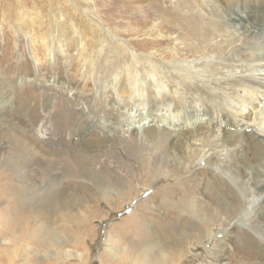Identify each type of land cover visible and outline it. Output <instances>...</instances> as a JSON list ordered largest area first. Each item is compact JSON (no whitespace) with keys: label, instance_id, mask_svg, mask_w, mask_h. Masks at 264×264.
<instances>
[{"label":"rangeland","instance_id":"rangeland-1","mask_svg":"<svg viewBox=\"0 0 264 264\" xmlns=\"http://www.w3.org/2000/svg\"><path fill=\"white\" fill-rule=\"evenodd\" d=\"M236 12L0 0V264H264V156L210 137L261 70Z\"/></svg>","mask_w":264,"mask_h":264},{"label":"bare ground","instance_id":"bare-ground-1","mask_svg":"<svg viewBox=\"0 0 264 264\" xmlns=\"http://www.w3.org/2000/svg\"><path fill=\"white\" fill-rule=\"evenodd\" d=\"M231 21H232V26L234 27V29L239 30L241 32V34L244 35V39H248V40L258 39V42L261 43V45L259 46V53L257 55L251 54V57H250V52L246 55V59H248V56L250 59L253 58L254 62L257 64V66L261 70H260V74H259L258 78H254V79H250V80L248 79V83L243 85L244 89L247 88L250 90L247 93H248V95H250V97L252 99L251 110L246 111L247 107L251 106L250 103L247 101L246 96L245 97H238L236 99L235 104L230 106V109H231L232 107L237 105V108H235L234 111H229L230 109L223 108L221 110L222 113L219 114L220 117L223 116L222 119L224 121H220L218 123L217 128H219V131L221 132V134H224V135H222L223 137L221 136V138H220V136H219L220 132L216 136H213V134H211L210 137H212L215 141L222 142L221 145H223V143H227L231 146H234L235 148H238L240 146L243 147L244 145L250 146V144L253 143V145H254L253 151H255V152L253 153V151H252V158H254V155L264 156V134H263V130L261 128H259V125L261 122L260 119L264 117V100L263 99L259 100V101L254 100V97L256 95L264 96V34L259 33L261 27H259V26L255 27L253 25L248 24L249 19H247L245 15H242V14L238 15V13H237L236 15H233ZM261 29H264V28H261ZM251 49L252 48L248 49V51H250ZM183 73H185V72H183ZM209 109H213V108L209 107ZM207 111H205V112H207ZM240 112H244V113L242 114ZM202 114H199V115L201 116ZM194 115L195 114L190 115V118H192ZM198 118L199 117H194L192 119L194 120V119H198ZM229 118H232L234 123L230 122ZM144 119L145 118L140 119L138 121V123L135 122L136 123L135 128L139 129V127L142 125L141 122ZM140 123H141V125H140ZM132 125H133V123H132ZM224 127H226V128L223 130H220V128H224ZM230 129H232V130H230ZM207 130L210 131V128L208 125H205L204 127L198 128V129L194 130L193 132L196 131V133L203 135L205 132H207ZM190 137H191L190 134H187L184 136V138L187 140H189ZM215 137H216V139H215ZM240 155H243L242 157H244V159H245V153L244 154H238L237 156H240ZM244 162H245V160H244ZM229 205L233 206L234 204L232 202H230ZM232 211H233L232 207L227 208L228 213H230V212L232 213Z\"/></svg>","mask_w":264,"mask_h":264}]
</instances>
